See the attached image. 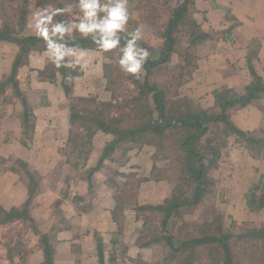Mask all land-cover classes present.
I'll return each instance as SVG.
<instances>
[{
    "label": "crops",
    "instance_id": "1",
    "mask_svg": "<svg viewBox=\"0 0 264 264\" xmlns=\"http://www.w3.org/2000/svg\"><path fill=\"white\" fill-rule=\"evenodd\" d=\"M195 3L196 21L219 38L200 47L198 69L184 92L203 97L210 106L215 90L244 94L252 81L251 69L264 79V0ZM12 46L11 54L2 60L1 50ZM14 46L0 43V80L18 53ZM44 53L45 47L39 45L32 50L30 65L18 76L25 77L18 89L32 107L31 128H23L22 101L14 91L5 96L0 111V165L7 166L0 168V207L25 213L21 219L0 224V264H164L163 255L155 250L161 242L149 235L154 227L146 216L154 213L147 207L162 205L171 196L168 162L155 161L154 151L148 152L146 144L135 151L124 147L123 162L117 159L121 144L104 156L113 137L102 132L93 139L86 162L75 158L76 144L70 143V98L91 95H78L71 86L72 94L67 96L63 88L47 82L52 63ZM102 61V53L88 51L86 64H96L100 75ZM97 88L96 81L94 87L82 90L91 94ZM230 120L242 136L228 138L214 178L227 199L222 211L237 223L244 219L252 223L256 214L248 209L246 198L264 192V93L234 110ZM101 136L104 141L98 144ZM19 163L28 164L33 175ZM76 163L81 164L75 168ZM224 165L226 173L220 172ZM31 176L35 186L30 185ZM143 236L147 238L142 241Z\"/></svg>",
    "mask_w": 264,
    "mask_h": 264
},
{
    "label": "trees",
    "instance_id": "2",
    "mask_svg": "<svg viewBox=\"0 0 264 264\" xmlns=\"http://www.w3.org/2000/svg\"><path fill=\"white\" fill-rule=\"evenodd\" d=\"M145 3L146 17L150 18L153 14L149 22L159 29L162 41L157 58H148L143 69L145 71L143 80H139L141 73L136 77L128 75L120 70L117 60H111L115 59L118 50L102 53L111 60L104 65L105 89L110 95V101H99L96 97L70 98L72 125L70 143L76 144L74 148L72 147L75 158H82L86 162L93 148V139L99 132L113 137L104 149V156L112 154L121 143L144 145L149 135L157 137L158 153L154 156V160H170L166 172L173 188L171 196L164 204L147 208L160 213L161 224L167 227L171 221L181 220L183 223L184 213H191L210 196L212 190L209 185L213 183L209 177L210 171L218 167L228 138L242 136L230 120L231 114L264 93V79L256 70L251 69L252 81L245 88L244 94L225 88L222 91L215 90L213 92L215 105L206 109L194 99L179 97L177 91V98H172L167 86L154 83L150 78L162 65L171 62L175 54L185 64L196 68L199 60L198 47L218 39L219 34L205 32L196 21L195 0H145ZM27 5L28 0H24L20 11L22 14L16 22L7 21L8 19L4 17L7 9L4 8V4L0 5V13L4 17L0 26V43L18 47L10 78L0 83V93L11 83L14 95L22 101V125L26 131L31 128L32 107L26 97L19 92L15 76L21 67L29 63L31 51L37 49L39 43L43 42L36 35L23 33L26 26ZM67 39L82 48L97 51L96 45L90 38ZM60 72L63 75L64 91L67 96H71L72 88L68 84L67 68H60ZM186 73L185 70H181L175 77L180 86L187 80L184 79ZM76 74L80 73L76 72ZM127 82L133 84L135 88L129 96L125 93ZM168 138L174 140L171 145L175 149L174 152H170V147L165 144ZM251 141L259 142L255 139ZM79 164L81 163H76L75 168ZM18 166L28 175H33L28 164L19 163ZM94 171L95 169L90 170V174ZM32 179L33 176L30 185L35 186L36 180L32 181ZM246 200L250 211L264 210V192L259 197L253 192ZM22 217H25V213L7 212L0 207V224ZM184 225L190 224L184 222ZM234 225L236 226L235 223ZM197 227L199 234L187 235L188 237L182 240H176L174 236L166 235L164 232L165 235L159 238L165 241L172 254V260L177 262L175 264H205L206 260H209L210 264H248L247 261L236 260L238 255L235 253V246H240V239L244 244H247L252 237L262 239L264 242V226L241 235L233 229H227L221 217H218L215 222L206 221ZM258 248L260 249L246 253L249 264H264V256L261 255L263 247Z\"/></svg>",
    "mask_w": 264,
    "mask_h": 264
},
{
    "label": "rangeland",
    "instance_id": "3",
    "mask_svg": "<svg viewBox=\"0 0 264 264\" xmlns=\"http://www.w3.org/2000/svg\"><path fill=\"white\" fill-rule=\"evenodd\" d=\"M44 0H39L38 2L35 3H28L27 8H26V24L27 25L30 22V16L31 13L37 8V7H42ZM47 1V0H45ZM49 4H52V6L54 7H66L68 4L72 3V0H49ZM158 1V0H155ZM4 4V8L7 9L6 14H5V18H7V21H19V17L20 14H22L20 11H22L21 7H23L24 4V0H0V5ZM145 4V5H144ZM40 5V6H38ZM129 12L131 15V18L129 20V24H128V31H133L135 30V28L137 26H141L142 28V39L141 41L143 42L142 44H140L141 47L147 48L150 50L151 55L149 56L150 59H156L160 46H161V39L159 36V29L155 26H152L150 24V20L151 17H153V14L151 15L150 18L146 17V10H147V6L145 3V0H129ZM4 17H2L1 13H0V26L3 24V19ZM65 18H70L67 16ZM153 19V18H152ZM26 31H31V34L34 35V31L29 29L27 26H25L24 28V34L28 35L29 33ZM30 35V34H29ZM75 37H80L78 34H76L74 37H69V39L75 38ZM13 45V44H12ZM205 45V44H204ZM202 45V46H204ZM39 46H41L42 48L45 47L44 42L39 43ZM199 46L197 49V55H198V59H200V52H202L200 50ZM15 47V46H14ZM38 48V47H37ZM13 49V46L11 47V49L9 48V50L2 52L1 53L4 54L5 56L2 57V60H6V56H8V54H11V51ZM0 53V54H1ZM31 54V53H30ZM120 53H118L115 56V59L112 58L111 60H117L119 59ZM1 59V56H0ZM1 60V61H2ZM110 59H107L106 57L103 56V64H107L111 61ZM0 61V63H2ZM30 65V59H29V63L24 65L23 67H21L17 73V75L15 76V81L17 82V86L18 83L21 79V83L22 85L25 84V77L21 76L20 79L18 78V76H20V70L24 67H28ZM12 67V66H11ZM99 68H101V66H98ZM198 68H193L192 66L185 64L183 61H181L179 59V57L175 54L172 57L171 62L164 64L160 67V69L154 73V75L150 78V80L154 83H157L161 86H167L168 87V91H169V95L172 98H177V92L179 93L180 90L181 95H178L179 97H189L191 99H194V101H197L201 106H203V108H209L215 105V101L214 104L208 106L209 102L206 100H203L204 98L202 97H195L193 95L190 96V91L187 93L184 92V90L186 89V84H188L192 79H193V74L194 72L197 70ZM181 70H185L187 73L184 76V79H187L185 84H183L182 86H180V84L178 83V80L175 79V77L179 74V72ZM48 71V77L46 79L47 82H52L53 84H56L57 86H60L61 88H63L62 86V82H63V75L60 72V69L55 68V66L52 64L50 67L47 68ZM67 74H68V84L69 86L74 87V91H76V94H80L83 93L85 96L86 95H91L88 96L89 97H96L99 101H104V102H109L110 101V95L109 93L106 91L105 89V73L102 72L100 75V71L98 70L96 64L94 63H89L86 64L85 68L83 69V71L80 70L79 66H77L75 69H71V68H67ZM76 72L81 74H76ZM10 73H11V68L8 71L4 72V77H2V80H0V83H2L3 81H8V79L10 78ZM191 73V75H190ZM54 75V77H50L51 75ZM103 74V75H102ZM145 74V71L143 70L141 72V75L139 76V80H143V75ZM190 75V76H189ZM100 76V77H99ZM102 76V77H101ZM97 77V78H95ZM19 79V80H18ZM183 79V80H184ZM97 81V85H98V90H96V92H92L91 94H88V92H83V88L84 87H94V82ZM127 86H126V95H132L133 91H135L134 85L127 82ZM64 89V88H63ZM14 91V88L12 87L11 83L8 84L7 87H5V89L2 90V92L0 93V111L2 110V105L6 102H4L5 96H9L12 94V92ZM177 91V92H176ZM75 94V93H74ZM186 94V95H185ZM71 99H78V98H74L73 96L71 97ZM120 101H122V98H120ZM98 139V138H97ZM98 144L99 143H103L104 141V137L101 136L98 140ZM159 140L157 139V137H155L154 135H149L147 140H146V146L149 147L148 152H153L154 156L158 153L157 150V144H158ZM174 140L168 138L165 140V144L167 147H170L169 151L170 152H174L175 149L171 146L173 144ZM122 146V147H121ZM143 146V145H141ZM124 147L131 150H137L140 149V145L139 144H128V143H121V145L118 148L117 151V159H120L122 162L124 161V159L126 157L122 156V151L124 149ZM226 148H224L223 152L225 151ZM221 158V157H220ZM223 159V157H222ZM2 159L0 158V162ZM159 161H167L168 164L170 162V160H162L159 159ZM10 167V166H8ZM1 169H6L7 166H2L0 165ZM10 170V169H9ZM227 169H226V165H224V168H222V170L220 172H224L226 173ZM216 174H218V170L217 169H212L209 173V177L211 178V180L213 181V183H211L209 185L211 191V194L209 197H207L203 202V204L201 206H198L196 209H194L191 213H184V222L189 223L190 225H184V222L182 223L181 220H176V221H171L167 227L162 226L161 224V216L160 213H153V215L147 214V219L149 222H151L152 226L154 228H152V232H149V235L153 238L156 237L157 239L163 237V235H168L171 234L172 236H174V238L177 240H182L186 237H188L187 235H197L199 234V230H198V226H201L202 224H204L206 221H211V222H215L218 217H221L225 227L227 229H233L234 232L236 233H241V235H244V233L248 232L249 230L252 229H259L261 228V226H264V210H261L259 212H255V216H253L254 221L252 223L245 222L247 221V219H244L243 222H238L236 220H234V218L232 216H230L227 212H223L222 210L225 209L226 207V198H225V193H222L218 182L216 184V179L214 178L215 176H217ZM173 188V187H172ZM135 191L131 192L132 194H134ZM248 207V206H247ZM244 208H246L244 206ZM249 209V208H248ZM246 210V209H245ZM250 210V209H249ZM182 213V211H181ZM248 214V213H247ZM246 218V217H245ZM240 220V219H239ZM234 223L236 224V226L234 225ZM164 229V231H163ZM165 234H164V233ZM148 236V237H150ZM146 236H143L141 239L143 241V239H146ZM159 241L161 243H159V246H157V248L155 250H157L159 255H163L164 257V264H175L177 262L172 260V254L170 253V250L167 248L166 243L164 240L159 239ZM262 239L259 238H254L252 237L251 239H249V242H247V244H244L242 239H240L239 243L240 246L236 247L235 246V253L238 255L236 260L237 261H242L246 263H250L249 261V257H247V252H251L254 249H260L258 247H263L261 250V255L264 256V242H262ZM244 247H246V249H244ZM244 249V250H242ZM205 264H210L209 260L205 261ZM258 264V263H257Z\"/></svg>",
    "mask_w": 264,
    "mask_h": 264
},
{
    "label": "clouds",
    "instance_id": "4",
    "mask_svg": "<svg viewBox=\"0 0 264 264\" xmlns=\"http://www.w3.org/2000/svg\"><path fill=\"white\" fill-rule=\"evenodd\" d=\"M128 4L129 0H72L66 7L46 3L31 13L26 26L44 42V54L57 69L85 68L89 50L67 39L78 34L82 39L90 38L100 53L118 50L120 70L136 77L151 52L140 46L141 26L128 31L131 18ZM66 14L70 18H65Z\"/></svg>",
    "mask_w": 264,
    "mask_h": 264
}]
</instances>
